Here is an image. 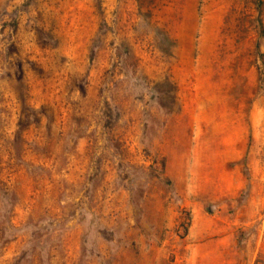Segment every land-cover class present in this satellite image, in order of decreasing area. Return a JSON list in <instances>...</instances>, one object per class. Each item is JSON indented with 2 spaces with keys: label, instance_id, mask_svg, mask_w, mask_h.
Returning a JSON list of instances; mask_svg holds the SVG:
<instances>
[{
  "label": "rangeland",
  "instance_id": "1",
  "mask_svg": "<svg viewBox=\"0 0 264 264\" xmlns=\"http://www.w3.org/2000/svg\"><path fill=\"white\" fill-rule=\"evenodd\" d=\"M0 264H264V0H0Z\"/></svg>",
  "mask_w": 264,
  "mask_h": 264
},
{
  "label": "crops",
  "instance_id": "2",
  "mask_svg": "<svg viewBox=\"0 0 264 264\" xmlns=\"http://www.w3.org/2000/svg\"><path fill=\"white\" fill-rule=\"evenodd\" d=\"M192 257L193 258H196L197 257V253H194L193 255H192ZM206 256L205 255H202V258H205Z\"/></svg>",
  "mask_w": 264,
  "mask_h": 264
}]
</instances>
